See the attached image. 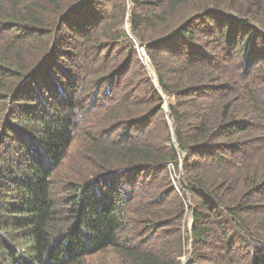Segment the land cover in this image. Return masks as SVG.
Wrapping results in <instances>:
<instances>
[{
  "label": "trees",
  "instance_id": "obj_1",
  "mask_svg": "<svg viewBox=\"0 0 264 264\" xmlns=\"http://www.w3.org/2000/svg\"><path fill=\"white\" fill-rule=\"evenodd\" d=\"M130 12L176 98L194 262L264 264V0H0V264H182L181 155Z\"/></svg>",
  "mask_w": 264,
  "mask_h": 264
},
{
  "label": "rangeland",
  "instance_id": "obj_2",
  "mask_svg": "<svg viewBox=\"0 0 264 264\" xmlns=\"http://www.w3.org/2000/svg\"><path fill=\"white\" fill-rule=\"evenodd\" d=\"M130 8H131V6H130ZM131 15H132V13L130 12L128 15V18H127L126 25H125V30L131 36V38L134 39L135 43H138V40H136L134 38V36L132 35V31H131ZM137 50H138V53L140 55V60L148 69L150 78L154 81L157 90L165 99V103H164L163 108H164L165 112L168 113V115L166 116V120L168 121V123L171 127V134H172L175 146L177 147L178 152L181 155L179 158V161H178L179 162L178 166L177 167L175 165L172 166V164H171V166L169 167L170 181L173 184V186L175 187L176 192H178L180 194V196L184 199V201L187 204L186 216H185V219H184V221L182 223V227H181V232L183 233L184 240H185V249H184L185 253H184L183 257L180 258V260H181L182 264H196L192 258V257H194V251L196 249V245H195V242L193 241V237L191 235L192 227L194 224L193 208L195 207V204H194V200L191 197L190 192L185 191L182 187L183 181L185 178L184 173H183V164H184V161H185L187 155L183 154L182 150L179 148V145L176 143V140L173 136V135H175V127L173 124L174 122H173V119L169 115L170 114V105H171V103L176 102V98H174L173 96H169L168 94H165L162 91V89L159 85V82H158L156 71H155L152 63L150 62V60H149V58L145 52V48L139 44V45H137ZM254 135H256V134H254ZM260 136H261V132H259L256 137L259 138ZM250 137L254 138L255 136L250 135ZM82 143L83 142L81 140H78L76 143H74V146L69 153L70 156H69L68 161L66 162L65 166L57 173V185L60 182H62V183L70 182L71 177H74L75 175H80L81 173L86 171L85 170L86 166H84V164L81 162V159H82L81 157H82V153H83ZM261 145H262V148L260 150L258 148L259 144L256 143V145L255 144L253 145L254 146V153H256V154H254L255 157L252 159L251 162H249V166H248V169L250 170L251 176L253 175L254 172H256L258 174L264 173V144L261 143ZM238 176H235V177H238ZM237 179H238V183H240L241 178L238 177ZM59 189L61 192L62 191L61 187ZM61 195H62V197L64 196V194H61ZM257 204L260 207H264V206H262L264 204V196L263 195L258 196V203ZM259 217L260 216H258L257 218L259 219ZM203 252L207 255H210V250H207L206 248H203ZM215 257H217V254H215ZM86 264H119V258H118L117 253L114 250H110V251L105 252L103 254H99V255H96L92 258H89L86 261ZM205 264H210V262H206Z\"/></svg>",
  "mask_w": 264,
  "mask_h": 264
},
{
  "label": "water",
  "instance_id": "obj_3",
  "mask_svg": "<svg viewBox=\"0 0 264 264\" xmlns=\"http://www.w3.org/2000/svg\"><path fill=\"white\" fill-rule=\"evenodd\" d=\"M174 136V138H175V135H173ZM176 140V139H175Z\"/></svg>",
  "mask_w": 264,
  "mask_h": 264
}]
</instances>
